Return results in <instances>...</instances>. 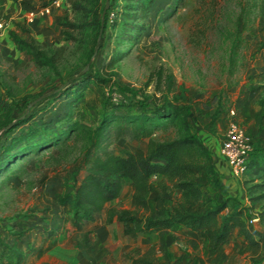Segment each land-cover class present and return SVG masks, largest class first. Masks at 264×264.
Returning a JSON list of instances; mask_svg holds the SVG:
<instances>
[{
  "label": "rangeland",
  "instance_id": "rangeland-1",
  "mask_svg": "<svg viewBox=\"0 0 264 264\" xmlns=\"http://www.w3.org/2000/svg\"><path fill=\"white\" fill-rule=\"evenodd\" d=\"M104 1L98 0L97 5ZM122 2L115 0L110 17L120 16ZM44 5L49 6L48 13L25 21L28 9ZM89 6L93 10L96 4L90 0ZM92 14L74 11L66 0H0V125L4 120L15 121L27 109L30 112L25 122L11 130L0 127V264H15L8 263L4 245L22 250L52 227H59V239L70 243L68 249L54 248L57 254L68 255L62 264L69 259L79 264L83 256L88 257V247L77 232L85 225L72 224L69 212L72 178L77 181L83 174L82 140L71 139L60 148L31 146L63 130L72 120L93 127L104 110H138V101L146 106L188 105L189 127L201 137L220 140L228 121L242 127L250 137V150L246 169L237 178L240 188L232 187L228 193L213 179L210 163L202 162L195 171L203 192L199 207L225 200L224 211L242 205L251 218L263 217L260 224L264 226V173L248 161L264 147V75L256 76L264 74V0H152L136 40L116 44L120 23L108 20L94 52V24L70 29L71 37L64 36L60 24L64 18L90 21ZM13 33L39 48L55 49L53 66L43 59L33 60L12 39ZM232 43H236L233 51ZM87 61L89 75L68 83L62 93L48 94ZM42 94L45 96L33 100ZM113 105L119 108L113 109ZM33 132H37L36 138L24 140L25 134ZM174 133L175 128L168 126L152 136ZM145 142L146 138L124 136L109 140L107 147L115 153L121 148L143 151ZM21 152L24 154L15 155ZM242 192L244 198L240 199ZM110 205L133 207L129 181H123L119 195L104 208ZM163 235L171 264H264L263 242L248 246L239 233L231 232L217 256L206 253L197 231L177 227ZM123 242L120 237L106 240L95 252L100 255L102 250L104 257L115 259L116 244ZM133 242L139 247L156 245L157 233L139 234ZM156 257L163 260L160 251ZM47 259L57 264L52 255Z\"/></svg>",
  "mask_w": 264,
  "mask_h": 264
},
{
  "label": "trees",
  "instance_id": "trees-1",
  "mask_svg": "<svg viewBox=\"0 0 264 264\" xmlns=\"http://www.w3.org/2000/svg\"><path fill=\"white\" fill-rule=\"evenodd\" d=\"M92 1L96 4L94 11L89 6L90 0H66L74 11L84 13L90 11L93 14L90 21L74 22L64 18L60 23L64 36L71 37L70 29L83 28L84 25L92 23L95 25L93 37L96 39L97 35L100 37L103 33L108 20H115L120 23V28L115 34V43H120L124 39L134 41L144 29V20L152 3V0H123L118 11L120 16L110 17L116 6L115 0H107L99 5L98 0ZM102 11L103 21L99 29ZM12 39L21 45L33 60L43 59L48 65L53 66L56 59L55 49L39 48L33 41L21 39L15 33L12 34ZM235 45L236 43H232L230 46L232 51ZM112 62L113 60L109 61L106 66H110ZM86 63L88 65L83 72L69 77L60 87L48 94L62 93L68 83L89 75L90 63L88 61ZM263 75L256 73L259 77ZM93 76L97 77L96 74ZM43 96L45 95L42 94L33 100L36 101ZM138 102L140 104L138 110L131 108H124L121 112L104 110L98 123L93 127L82 121L72 120L63 130L51 133L47 139H42L31 146L39 150L50 146L60 148L71 139L82 140L83 145L79 152L83 174L77 181L72 178L73 185L69 196L71 221L91 220L96 213L104 210L105 221H119L125 235L135 236L138 232L155 231L156 245L151 244L144 249L132 248L123 253V257L130 259L131 264H170V255L162 231L181 226L197 231L207 254H212L226 243L231 230L235 227L246 245L254 246L260 241L264 244V235L253 229L251 216L242 205L224 211L226 202L222 200L199 207L203 198L200 184L195 180V171L199 164L208 161L213 171V179L221 186L222 184L213 168L208 147L189 127L188 116L191 111L188 105L174 106L161 103L146 106L142 101ZM112 108H119V105H113ZM29 114L27 109L13 122L4 120L0 127L5 131L11 130L17 124L25 122ZM168 126L175 128L173 135L160 138L152 136L156 130H163ZM36 136L37 132H33L28 136L25 134L23 138L30 140ZM124 136L135 140L146 138L143 151L121 148L120 153H115L107 147L109 140ZM23 154L21 152L15 155ZM248 161L260 167L264 173V147L256 150V154H252ZM151 177L156 179L152 180ZM124 180L131 184L133 207L110 205L104 208L106 202L119 195ZM145 211L148 213L144 214ZM137 212L142 214L139 215ZM257 220L263 223L261 222L263 217L257 216ZM58 229L59 227L56 229L52 227L45 230L40 242L27 245L26 253L4 245L8 263L14 261L18 264L27 254H41L55 242ZM156 251L161 252L163 262L157 259Z\"/></svg>",
  "mask_w": 264,
  "mask_h": 264
},
{
  "label": "crops",
  "instance_id": "crops-1",
  "mask_svg": "<svg viewBox=\"0 0 264 264\" xmlns=\"http://www.w3.org/2000/svg\"><path fill=\"white\" fill-rule=\"evenodd\" d=\"M201 137V136H200ZM202 141L206 144V146L208 147L209 151H210V155L212 158V164H213V168L215 170V173L217 175V177L219 178L222 186L224 187V189L226 191H228L229 193V189H231L232 187H239L240 188V184L237 178H234L229 170L227 169L226 165L224 164L223 160L221 159L220 155H219V140H217L215 137L213 136H205V137H201ZM229 196H231L229 194ZM237 198V195L233 196ZM238 198L242 199L244 198L243 192H242V197L238 196ZM84 224L85 227H83V229H78L77 228V232H81V236L84 240L83 245L86 247H88V257H82L81 258V262L79 261V264H131L130 259L128 258H124L123 257V253L125 251H128L132 248H139V249H144L147 246H149V244H146L142 247H139L137 244H135L133 242V237L135 236H139V234H144L142 232H138L135 236H128L123 234L122 232V225L119 221L117 220H112L110 222H106L105 221V214H104V210H101L100 212L96 213L94 215V218L91 220H82V221H77V222H73L72 224L75 225H79V224ZM185 230H190L188 228L185 227H179ZM48 228H45L42 231V234L40 236V238L37 241H29L25 248L22 250H18L21 251L23 253H26V248L27 245H35L38 242H40L41 238L43 237V235L45 234V230H47ZM174 229H164L162 231V233L167 232V231H173ZM195 231V230H192ZM151 232H155V231H151ZM231 232H233V234H237L238 230L237 228H233L231 230ZM231 232L229 234V239L231 238ZM156 233V232H155ZM85 235V236H84ZM120 237V239L124 240L125 242L120 243V244H116L117 249V253H116V258L115 259H110L108 257H104L102 250L100 251L101 254L98 255L95 251L97 249H95L96 247H99L98 245L103 243L104 245H106V240H114V239H118ZM122 237V238H121ZM95 238V241H94ZM239 238L242 240V237L239 236ZM94 241V244H93ZM127 241V242H126ZM227 241V242H228ZM166 245H167V240H165ZM226 242V243H227ZM224 243V244H226ZM88 244V245H87ZM222 244L215 252H213L212 254L214 256H217L218 254H220L223 248ZM56 246H62L63 248L68 249L70 247V243H68L67 239H59V230L57 233V237L55 242L50 245L48 248H46L41 254L36 255V254H27L24 259L18 263V264H50V258H48V256L52 255L53 258L55 259V262L57 264H62L64 261H66V259L68 258V255H63V254H57L54 251V248ZM169 251V250H168ZM228 251L225 249L224 250V254H226L227 256L229 255V253H227ZM236 253H233L232 256H235ZM238 255H236L237 257ZM160 262H163L164 260H160L159 258H157ZM238 259V257H237ZM70 263H69V262ZM67 261L68 264H72L71 259H69ZM225 262H223L222 264H224ZM171 264V262H170ZM173 264V263H172Z\"/></svg>",
  "mask_w": 264,
  "mask_h": 264
},
{
  "label": "built area",
  "instance_id": "built-area-1",
  "mask_svg": "<svg viewBox=\"0 0 264 264\" xmlns=\"http://www.w3.org/2000/svg\"><path fill=\"white\" fill-rule=\"evenodd\" d=\"M54 3L57 0H53ZM49 12V6L30 8L24 14L27 23L37 16ZM250 150V137L242 127L234 121H228L219 140V155L234 178H238L246 169L245 158ZM253 218L250 219V221Z\"/></svg>",
  "mask_w": 264,
  "mask_h": 264
},
{
  "label": "water",
  "instance_id": "water-1",
  "mask_svg": "<svg viewBox=\"0 0 264 264\" xmlns=\"http://www.w3.org/2000/svg\"><path fill=\"white\" fill-rule=\"evenodd\" d=\"M107 0H105V2H106ZM102 21H103V11L101 12V14H100V18H99V29L101 28V25H102ZM98 38H99V35H97L96 36V39H95V45H94V50H93V52L95 51V49H96V46H97V43H98ZM87 65H88V63H86L85 65H84V67L82 68V69H80L75 75H73V76H76L77 74H79V73H81V72H83L86 68H87ZM52 91V90H51ZM50 91V92H51ZM30 103H28V105H29ZM251 225H252V227H253V229L255 230V231H257V232H259V233H261L262 235H264V226H262L261 224H260V222L257 220V218H253L252 220H251Z\"/></svg>",
  "mask_w": 264,
  "mask_h": 264
}]
</instances>
